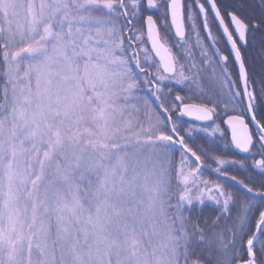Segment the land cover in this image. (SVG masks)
<instances>
[{
	"label": "snow or ice",
	"instance_id": "obj_1",
	"mask_svg": "<svg viewBox=\"0 0 264 264\" xmlns=\"http://www.w3.org/2000/svg\"><path fill=\"white\" fill-rule=\"evenodd\" d=\"M256 41L264 0H0V264H264Z\"/></svg>",
	"mask_w": 264,
	"mask_h": 264
},
{
	"label": "trees",
	"instance_id": "obj_2",
	"mask_svg": "<svg viewBox=\"0 0 264 264\" xmlns=\"http://www.w3.org/2000/svg\"><path fill=\"white\" fill-rule=\"evenodd\" d=\"M185 119H186V118H185ZM185 126H187V125H185ZM228 138H229V136H228ZM196 142H197V143H200L201 141H200V139H197ZM222 148H223V144H222V142L217 141V150H216V154H217V155L225 154V155H226L227 157H229V158H231V157H233V156L235 155V158H237V159H242V158H243V154H236L237 151H236L235 149H233L232 151H229V152H227V153H222V152L220 151V149H222ZM208 164H210L211 167H206V168L204 169V171H203V176H204L205 178L212 179V180H216V179H218L217 175H216L215 172H214L215 165L212 164L211 161H208ZM229 171H232V169H229Z\"/></svg>",
	"mask_w": 264,
	"mask_h": 264
},
{
	"label": "flooded vegetation",
	"instance_id": "obj_3",
	"mask_svg": "<svg viewBox=\"0 0 264 264\" xmlns=\"http://www.w3.org/2000/svg\"><path fill=\"white\" fill-rule=\"evenodd\" d=\"M250 58L253 64V69L255 72H259L261 69L262 57H264V45H261L259 41L254 43V47L249 49ZM230 139V132L228 133Z\"/></svg>",
	"mask_w": 264,
	"mask_h": 264
},
{
	"label": "water",
	"instance_id": "obj_4",
	"mask_svg": "<svg viewBox=\"0 0 264 264\" xmlns=\"http://www.w3.org/2000/svg\"><path fill=\"white\" fill-rule=\"evenodd\" d=\"M186 119H189V118H186ZM230 132V131H229ZM230 135H231V133H230ZM237 151V150H236Z\"/></svg>",
	"mask_w": 264,
	"mask_h": 264
}]
</instances>
